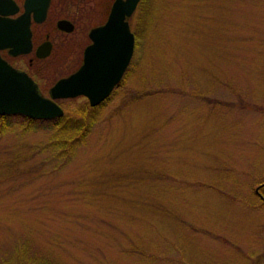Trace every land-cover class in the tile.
Segmentation results:
<instances>
[{"label": "rangeland", "instance_id": "obj_1", "mask_svg": "<svg viewBox=\"0 0 264 264\" xmlns=\"http://www.w3.org/2000/svg\"><path fill=\"white\" fill-rule=\"evenodd\" d=\"M135 18L131 72L69 155L12 163L51 132L0 129V264H241L264 250L251 193L264 174V0H140ZM81 103L61 101L73 124Z\"/></svg>", "mask_w": 264, "mask_h": 264}, {"label": "water", "instance_id": "obj_2", "mask_svg": "<svg viewBox=\"0 0 264 264\" xmlns=\"http://www.w3.org/2000/svg\"><path fill=\"white\" fill-rule=\"evenodd\" d=\"M138 0H113L105 22L91 28L92 42L84 48L82 64L71 74L56 80L43 96L35 82L23 71L0 57V114L20 113L33 118H52L62 114L55 96L84 94L94 104L108 94L127 64L133 43L126 17ZM48 0H25L26 16L13 20L0 17V48L11 52L28 47V14L36 21L44 17ZM116 54V55H115ZM93 68V73L89 69ZM98 70V71H97Z\"/></svg>", "mask_w": 264, "mask_h": 264}, {"label": "flooded vegetation", "instance_id": "obj_3", "mask_svg": "<svg viewBox=\"0 0 264 264\" xmlns=\"http://www.w3.org/2000/svg\"><path fill=\"white\" fill-rule=\"evenodd\" d=\"M76 1L78 0H48L44 17L41 20H34L31 12L28 14L27 49L13 53L10 51V49L14 50L13 47L0 48V57L13 68L25 72L35 82L37 90L46 97H49V89L56 80L71 74L82 64L84 48L92 42L89 32L91 28L105 22L113 0L98 6L97 12L92 5L81 4V1L76 4ZM139 1L126 17L133 36L130 57L119 79L113 84L108 94L94 104H89L87 97L82 93L72 96H55L52 99L56 104L60 106L61 101L80 99L89 109L95 111L114 97L115 91L123 86V78L131 72L130 69L137 58L138 33L135 10ZM95 14L97 15L94 16ZM87 15L90 22L88 21L89 23L84 28V24L79 20L82 21ZM18 16H26L25 0H0L1 18L13 20ZM89 71L93 73L94 69L91 68ZM50 72L53 74L50 75ZM45 79L48 82L43 85ZM251 193L256 199L255 206L264 208V174L253 183ZM243 260L245 263L241 264H264V250H251L247 256L244 253Z\"/></svg>", "mask_w": 264, "mask_h": 264}, {"label": "trees", "instance_id": "obj_4", "mask_svg": "<svg viewBox=\"0 0 264 264\" xmlns=\"http://www.w3.org/2000/svg\"><path fill=\"white\" fill-rule=\"evenodd\" d=\"M69 109L66 108L65 112L60 116L52 118H29L19 113L0 114V129L13 125L21 129L44 128L49 133L51 132L50 137L47 139V144L29 146L28 149H25L29 150L28 152L23 149L13 151L10 154L11 162L17 163L24 156L31 153H41L45 147H48V149L43 153L45 154V156L43 155L44 157L56 158L69 155L71 149L85 137L90 121L93 120L92 114L95 113L94 110L89 109L85 104L81 103L75 111L79 115V121L73 124L71 121L73 111ZM22 150L25 151L23 154H21ZM39 264L53 263L44 260Z\"/></svg>", "mask_w": 264, "mask_h": 264}]
</instances>
